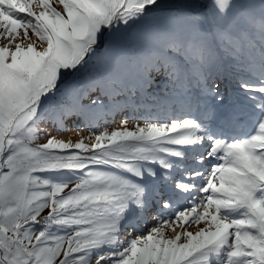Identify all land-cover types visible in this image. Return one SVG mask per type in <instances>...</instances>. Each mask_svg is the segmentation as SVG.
Masks as SVG:
<instances>
[{
  "label": "snow or ice",
  "instance_id": "1",
  "mask_svg": "<svg viewBox=\"0 0 264 264\" xmlns=\"http://www.w3.org/2000/svg\"><path fill=\"white\" fill-rule=\"evenodd\" d=\"M57 4L0 0V264H264V0ZM221 49L252 122L243 138L212 124L228 104ZM161 77L176 85L171 116L35 143L47 121L95 118ZM150 182L185 206L159 196L157 226L122 239L158 195Z\"/></svg>",
  "mask_w": 264,
  "mask_h": 264
},
{
  "label": "rangeland",
  "instance_id": "2",
  "mask_svg": "<svg viewBox=\"0 0 264 264\" xmlns=\"http://www.w3.org/2000/svg\"><path fill=\"white\" fill-rule=\"evenodd\" d=\"M51 2L53 6L58 7V9L61 7L57 4V0H51ZM170 2L182 3L186 2V0H170ZM137 27H139V25ZM29 36L31 37V40H37V37L32 35L30 30ZM0 41L2 44L7 43V40L2 37H0ZM24 42L27 43V41ZM216 56L218 59V71L222 75H227L225 85L228 88V94L226 96L228 104L217 109V113L212 121V124L214 127L223 128V130H225L229 136H238L243 138L247 133L250 132L252 128V122L246 115V104L242 103L243 94H237L235 92L236 77L231 72L232 63L230 62L226 53L221 49L217 51ZM68 79H72V77H69ZM162 81L163 77L157 79L156 83L146 91L133 90L134 95L132 93L126 94L128 97L127 99H125L124 96L120 97L119 107L112 108L111 110H101L95 118L89 119L83 116L69 118V122L74 121V124L67 123L68 120H49L46 123L40 125V127L45 130L46 135H42L35 141V143L46 142L49 136L63 141L71 140L72 142H77L83 139L85 143H91L96 134H98L100 131H111L117 128L120 125L121 120L127 119L128 126L131 129L134 128L137 123L143 124V117L145 116H171L173 114L174 103L171 98L177 94L174 91L176 85L172 81ZM195 83L196 76L193 75L191 85H189L186 81L185 88L190 87L193 95H199V91L196 88ZM61 100L62 93L57 92L56 96L52 100L46 102L47 110L49 112L54 111ZM234 101H238V105H236V107L240 109L239 112H234L232 109L231 104ZM84 102L87 103V101ZM105 103L107 104L108 101L105 100ZM127 110H129V115L124 117V113ZM200 111H204L203 101H201ZM176 114H179L178 110ZM209 167L210 165L204 166L205 175H207V169ZM173 176L179 178L180 173L175 172L173 173ZM197 183H200V181H197ZM154 190L158 191V195L152 197V202L149 204L148 209H146L143 213L129 215V220L126 223L124 230L120 233V237L122 239L126 237L122 236V234L132 233L133 236L141 235L148 232L152 227L157 226L155 218L157 217V211L160 209L159 196L161 195L165 199H171L173 205L172 210H183L185 206L184 197L173 195L170 187H166L161 183L150 182L149 191L152 192ZM46 213L47 209L41 213V216L46 215ZM203 226V222L200 224L193 223L191 225H186L187 230L192 232L197 231ZM173 227L176 231L181 230L177 225H173ZM167 234L173 235L174 233L171 229H168ZM93 264H95L94 260Z\"/></svg>",
  "mask_w": 264,
  "mask_h": 264
},
{
  "label": "bare ground",
  "instance_id": "3",
  "mask_svg": "<svg viewBox=\"0 0 264 264\" xmlns=\"http://www.w3.org/2000/svg\"><path fill=\"white\" fill-rule=\"evenodd\" d=\"M0 45H2V43H1V41H0ZM129 115V110H127L125 113H124V117H127ZM68 120V119H67ZM67 123H69V124H74L75 122L74 121H71V122H69V120L67 121ZM70 135V134H69ZM82 136V135H81ZM65 137V136H64ZM70 137V136H69ZM68 140V139H67ZM138 217V216H137ZM136 217V218H137ZM139 219V218H138ZM178 230V229H177ZM122 236H127V234H122Z\"/></svg>",
  "mask_w": 264,
  "mask_h": 264
},
{
  "label": "trees",
  "instance_id": "4",
  "mask_svg": "<svg viewBox=\"0 0 264 264\" xmlns=\"http://www.w3.org/2000/svg\"><path fill=\"white\" fill-rule=\"evenodd\" d=\"M233 104L238 105V101H234L231 105H233Z\"/></svg>",
  "mask_w": 264,
  "mask_h": 264
}]
</instances>
